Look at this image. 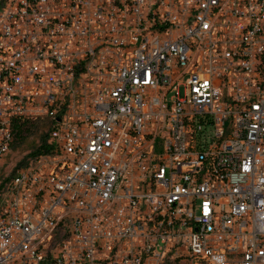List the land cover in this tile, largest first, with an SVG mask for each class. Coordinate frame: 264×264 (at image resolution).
Wrapping results in <instances>:
<instances>
[{"label": "built area", "instance_id": "obj_1", "mask_svg": "<svg viewBox=\"0 0 264 264\" xmlns=\"http://www.w3.org/2000/svg\"><path fill=\"white\" fill-rule=\"evenodd\" d=\"M0 264H264V0H0Z\"/></svg>", "mask_w": 264, "mask_h": 264}, {"label": "rangeland", "instance_id": "obj_2", "mask_svg": "<svg viewBox=\"0 0 264 264\" xmlns=\"http://www.w3.org/2000/svg\"><path fill=\"white\" fill-rule=\"evenodd\" d=\"M32 128L23 140L16 142L14 139L8 152L0 159V185L14 176L17 169L35 164L37 157L28 154L33 151L46 135V119L41 117L30 119Z\"/></svg>", "mask_w": 264, "mask_h": 264}, {"label": "trees", "instance_id": "obj_3", "mask_svg": "<svg viewBox=\"0 0 264 264\" xmlns=\"http://www.w3.org/2000/svg\"><path fill=\"white\" fill-rule=\"evenodd\" d=\"M32 122L29 119H15L13 121V136H14V140L16 142L21 141L24 139V137L27 135V133L30 132L31 128H32ZM46 140V135L45 138L43 137L42 140L40 141L39 145L33 150L31 151L28 156L30 157H38L42 154H45L48 151V147L45 143ZM8 180V179H7ZM2 187V184L0 185V189Z\"/></svg>", "mask_w": 264, "mask_h": 264}]
</instances>
